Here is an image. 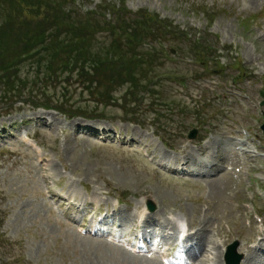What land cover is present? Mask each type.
Returning a JSON list of instances; mask_svg holds the SVG:
<instances>
[{
	"label": "rangeland",
	"instance_id": "374dc122",
	"mask_svg": "<svg viewBox=\"0 0 264 264\" xmlns=\"http://www.w3.org/2000/svg\"><path fill=\"white\" fill-rule=\"evenodd\" d=\"M101 1L77 0L78 11L73 10V14L97 10ZM124 1L133 14L141 10L157 14L189 32L191 40L173 44L184 54L172 53L166 64L158 63L155 69L144 67L148 71L145 81L150 82L137 86L140 95L124 98V85L117 86L114 98L119 105L107 106L100 115L102 118L88 125L105 128L109 138L113 137L108 141L73 133L72 123L56 112L31 111L32 102L44 104L37 92L49 82L37 84L35 66L19 64V76L25 82L19 91L21 101L3 99L0 92V136L4 135L3 131L11 135L0 140V220L4 218L0 234L4 241L8 240L0 247V264H162L160 253L132 252L116 240L88 236L85 232L88 227L82 232L78 226L66 224L70 216L66 218L46 189L57 188V184L81 202H92L94 209L100 206L101 212L120 209L123 219L117 223L119 232L134 229L136 234H141L136 229L141 223L139 218L144 212L149 213L147 204L153 203L155 211L149 213L144 229L152 232L148 246L174 244L176 234L171 239L161 238L160 243L158 229L174 219L176 223L187 222L191 232L200 229L202 243L211 242L215 244L213 247L224 244L223 250L237 241V253L243 255L240 264L264 262L259 252L248 258L243 250L251 241L258 243L257 231L264 230L255 221L253 211L264 213V136L259 128L264 122V107L259 106L264 77V0ZM109 2L118 4L117 0ZM206 33L209 35L201 47L216 49L208 59L218 55L222 66L218 72H214L215 62L210 63V73L203 72V65L192 62L186 54L191 47L200 46L193 36ZM107 38H97L93 44L96 51L109 47ZM170 45L163 48L169 50ZM234 60L241 62V69L232 66ZM240 70L251 75L240 78ZM161 73H178L187 82L155 78ZM60 95L68 109L77 104L90 105L87 107L90 111L95 107L102 110L98 93L89 97L76 85ZM247 99L255 108L254 115L250 114L253 108L249 112L245 110L243 101ZM10 109L19 113L4 115ZM158 110H165L170 116L161 119L162 124L157 127L164 131L172 125L171 130L175 131L171 136L165 135L166 146L154 135V127L142 128L129 122L144 123ZM192 128L197 129V137L190 142L187 135ZM244 130L248 132L246 137L241 136ZM25 134L37 139L41 148L37 143L39 149L28 147ZM239 135L238 142L245 141L240 157L249 151L260 158L255 161L257 164L247 162L249 168L258 169L248 175L246 166L233 156L235 137ZM193 143L200 153L198 156ZM38 153L53 161L37 165L34 156ZM184 156L188 158L186 169L194 174L183 178L149 160L162 166ZM50 174V179L45 177ZM252 221L256 224L250 225ZM164 231L173 233L169 228ZM132 235L133 232L128 237ZM164 256L177 259L179 254L165 252Z\"/></svg>",
	"mask_w": 264,
	"mask_h": 264
},
{
	"label": "trees",
	"instance_id": "16d2710c",
	"mask_svg": "<svg viewBox=\"0 0 264 264\" xmlns=\"http://www.w3.org/2000/svg\"><path fill=\"white\" fill-rule=\"evenodd\" d=\"M70 2L0 0V12L3 13L0 15V92L3 99H12L15 103L21 101L19 91L25 82L20 78L18 68L21 63L30 64L36 68L37 84L49 82L37 92V97L45 100L44 104L32 102L31 105L51 107L68 114L67 103L60 104L64 97L57 98L58 93L69 92L76 85L89 97L98 93L103 98L110 96L120 84L130 85V88L136 83L149 85L150 81H145L148 71L144 67L155 69L156 61L152 55L139 52V45L145 41L165 40L168 36H184L146 12L141 14L142 19L131 20L125 12L117 18L116 11L121 10L109 8L113 25L117 31L121 30L117 36L125 35V38L112 39L107 49L98 52L93 45L97 34L103 31L102 27H113L112 22L101 24L91 13L79 17L71 11L66 12L65 6ZM192 51L203 60L205 51L202 47L194 46Z\"/></svg>",
	"mask_w": 264,
	"mask_h": 264
},
{
	"label": "bare ground",
	"instance_id": "6f19581e",
	"mask_svg": "<svg viewBox=\"0 0 264 264\" xmlns=\"http://www.w3.org/2000/svg\"><path fill=\"white\" fill-rule=\"evenodd\" d=\"M151 156H153V155H151ZM248 158H250L249 156H247ZM42 161V160H41ZM182 162L184 163V165L186 164V160L184 159V160H182ZM204 177H206V176H204ZM54 197H57L58 195H56V194H52ZM60 201H63V200H60ZM171 221H169L168 223H167V225H165V227L166 226H170L171 228H174L175 227V220L174 219H170ZM164 227V228H165ZM200 229H198L197 231H195L193 234H190V235H187L186 236V238L184 239V243H187V242H189V241H191L192 239H197V243L200 245V246H198L197 247V249L195 250V252L193 253V254H191V255H189V256H187L189 259L188 260H191V261H197L199 264H203V262H206V263H210V262H213L214 264H220V261H219V258H220V256H221V249H220V247L218 246V245H216L215 247H213V245H215V244H212L211 242H209V243H202V241H201V237H200ZM218 235V234H217ZM219 236V235H218ZM217 236V237H218ZM222 236V234H220V237ZM203 239V238H202ZM262 240H264V235H262ZM201 241V242H200ZM211 243V248H209L208 247V244H210ZM207 247L209 248V249H211L210 251H207L206 249H207ZM213 247V248H212ZM256 249L257 250H259V251H261V253L263 254V250H264V247L262 246V245H258L257 247H256ZM243 250H244V253L246 254V255H248L247 257L249 258H251V257H253L255 254V252H256V250L255 249H253V248H251V247H246V245L244 246V248H243ZM255 250V251H254ZM255 259V258H254ZM251 262H244L243 264H250ZM262 263H264V262H259V263H254V264H262Z\"/></svg>",
	"mask_w": 264,
	"mask_h": 264
},
{
	"label": "water",
	"instance_id": "95a60500",
	"mask_svg": "<svg viewBox=\"0 0 264 264\" xmlns=\"http://www.w3.org/2000/svg\"><path fill=\"white\" fill-rule=\"evenodd\" d=\"M191 137H193V136H191ZM148 208H149L150 210H153V209H154V207H153L151 204H149ZM235 247H236V245H234V246H232V247L230 248V249H231L230 253H233V251H235ZM236 264H237V262H236Z\"/></svg>",
	"mask_w": 264,
	"mask_h": 264
}]
</instances>
